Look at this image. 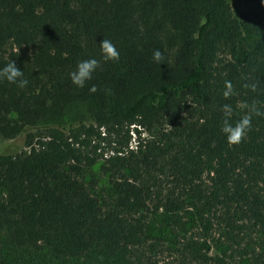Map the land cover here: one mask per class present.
Wrapping results in <instances>:
<instances>
[{
    "label": "trees",
    "instance_id": "obj_1",
    "mask_svg": "<svg viewBox=\"0 0 264 264\" xmlns=\"http://www.w3.org/2000/svg\"><path fill=\"white\" fill-rule=\"evenodd\" d=\"M102 39L118 61L101 60ZM88 58L100 65L78 88L69 73ZM11 61L28 83L0 79V264L4 248L53 264L96 251L97 264H264V115L250 113H264V0H0V68ZM224 105L232 123L251 115L238 144ZM138 129L156 134L129 148ZM98 165L102 189L84 181ZM157 214L161 260L143 249Z\"/></svg>",
    "mask_w": 264,
    "mask_h": 264
},
{
    "label": "clouds",
    "instance_id": "obj_2",
    "mask_svg": "<svg viewBox=\"0 0 264 264\" xmlns=\"http://www.w3.org/2000/svg\"><path fill=\"white\" fill-rule=\"evenodd\" d=\"M101 60L107 61H118L120 54L116 49V46L107 39H102L99 43ZM152 59L156 63H160L163 60V55L160 50H155L152 53ZM100 65V60L96 58H88L80 60L75 69L69 73L71 83L78 88H83L85 83L92 79L93 73L97 70ZM0 79L6 80L10 84H14L19 88H24L28 81L23 78V71L16 67L15 63L11 61L6 64L3 68H0ZM226 91L223 93L225 97L230 94L231 85H226ZM90 91H95V85L90 88ZM224 113V119L220 126V131L224 135L227 143L238 144L242 138L245 137L247 132L251 128V115H264L254 105L250 109V113L244 115L235 123L230 122V115L232 109L229 105H224L222 108Z\"/></svg>",
    "mask_w": 264,
    "mask_h": 264
},
{
    "label": "rangeland",
    "instance_id": "obj_3",
    "mask_svg": "<svg viewBox=\"0 0 264 264\" xmlns=\"http://www.w3.org/2000/svg\"><path fill=\"white\" fill-rule=\"evenodd\" d=\"M238 2L239 0H230V7L233 10V12H237L238 10ZM86 119V117H85ZM140 132L139 134H132L130 135V144L129 148H134V145L137 141H145L150 140L153 138V135L156 134V131L153 132V135L138 129ZM33 134H36L33 132ZM35 138L34 140H36ZM10 144V141L4 140L0 138V153L7 151L5 148L6 146ZM24 150H28V148H24ZM109 155L108 152L104 153V158ZM102 162V160H100ZM87 176L84 177V181L88 184L96 186L98 189H102L105 186L106 183V177L105 175L99 170V165L95 166L93 169L88 170L85 173ZM149 219V231L147 232L145 236L144 241V247L143 249L148 252L150 255H156L158 260H161L164 257L168 256V251L166 248V243L160 239H162V236H160V231L165 226V222H168L167 216L163 215H150L148 217ZM192 235L196 236L197 232H193ZM165 236V235H164ZM168 238V237H167ZM169 240V238L167 239ZM2 255V263L1 264H53L54 262L48 257L47 254L44 252H33L29 249H23V250H15L11 248H4L1 251ZM106 255H103L102 253H98L97 251L92 254L90 257V260H85L86 264H97L99 262H106Z\"/></svg>",
    "mask_w": 264,
    "mask_h": 264
}]
</instances>
